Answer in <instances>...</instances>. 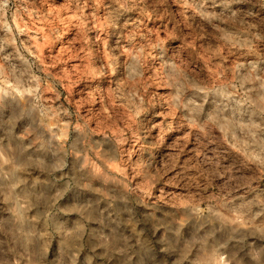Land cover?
<instances>
[{
	"label": "clouds",
	"instance_id": "clouds-1",
	"mask_svg": "<svg viewBox=\"0 0 264 264\" xmlns=\"http://www.w3.org/2000/svg\"><path fill=\"white\" fill-rule=\"evenodd\" d=\"M0 264H264V0H0Z\"/></svg>",
	"mask_w": 264,
	"mask_h": 264
}]
</instances>
